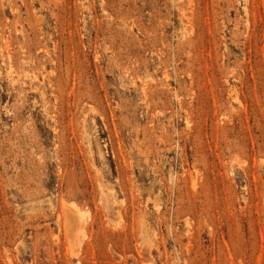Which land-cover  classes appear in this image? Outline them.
<instances>
[{"label": "rangeland", "instance_id": "obj_1", "mask_svg": "<svg viewBox=\"0 0 264 264\" xmlns=\"http://www.w3.org/2000/svg\"><path fill=\"white\" fill-rule=\"evenodd\" d=\"M0 264H264V0H0Z\"/></svg>", "mask_w": 264, "mask_h": 264}, {"label": "bare ground", "instance_id": "obj_2", "mask_svg": "<svg viewBox=\"0 0 264 264\" xmlns=\"http://www.w3.org/2000/svg\"><path fill=\"white\" fill-rule=\"evenodd\" d=\"M77 226L80 227V229H82L83 227V223L80 222L79 219H77V216L72 213L69 217H67V214H66V227L68 228V230L70 231V229L72 228L74 231L75 227Z\"/></svg>", "mask_w": 264, "mask_h": 264}]
</instances>
